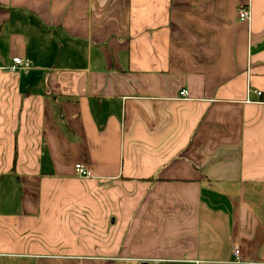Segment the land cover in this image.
<instances>
[{
    "label": "crops",
    "instance_id": "crops-1",
    "mask_svg": "<svg viewBox=\"0 0 264 264\" xmlns=\"http://www.w3.org/2000/svg\"><path fill=\"white\" fill-rule=\"evenodd\" d=\"M255 91L264 0H0V264H264Z\"/></svg>",
    "mask_w": 264,
    "mask_h": 264
},
{
    "label": "built area",
    "instance_id": "built-area-1",
    "mask_svg": "<svg viewBox=\"0 0 264 264\" xmlns=\"http://www.w3.org/2000/svg\"><path fill=\"white\" fill-rule=\"evenodd\" d=\"M238 17L240 21H248L251 18V12L248 8H242L238 12ZM28 64H26L22 58L14 57L12 59V65L8 67V71L11 73H16L19 69L27 67ZM255 94L259 97L261 101H264V93L261 91H255ZM181 97L187 98L188 97V91L182 90L181 91ZM75 173L78 177L81 178H91L93 177L92 172L86 168L83 164H76L75 165ZM232 256L235 262H240L243 260L242 257V250L239 245H234L232 250Z\"/></svg>",
    "mask_w": 264,
    "mask_h": 264
},
{
    "label": "water",
    "instance_id": "water-1",
    "mask_svg": "<svg viewBox=\"0 0 264 264\" xmlns=\"http://www.w3.org/2000/svg\"><path fill=\"white\" fill-rule=\"evenodd\" d=\"M141 264H148V263H146V262H143V263H141Z\"/></svg>",
    "mask_w": 264,
    "mask_h": 264
}]
</instances>
